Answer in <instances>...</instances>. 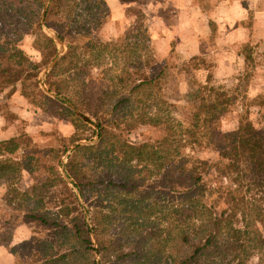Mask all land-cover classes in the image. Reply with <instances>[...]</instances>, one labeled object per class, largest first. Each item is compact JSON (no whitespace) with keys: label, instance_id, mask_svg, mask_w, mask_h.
I'll list each match as a JSON object with an SVG mask.
<instances>
[{"label":"trees","instance_id":"obj_1","mask_svg":"<svg viewBox=\"0 0 264 264\" xmlns=\"http://www.w3.org/2000/svg\"><path fill=\"white\" fill-rule=\"evenodd\" d=\"M45 3L0 0V93L10 90L26 106L0 111V186L4 203L32 226L21 238L0 228L11 264H251L252 256V264H264V95L252 122L237 86L213 98L206 75L186 95V118L178 119L162 94L163 68L136 53L132 71L110 75L105 67L100 86L81 92V69H99L97 57L113 61L128 38L134 47L148 44L143 14L130 9L135 20L128 29L103 41L73 14L100 0ZM41 21L64 46L61 55ZM23 40L37 61L21 49ZM52 61L42 85L54 98L36 81ZM69 81L78 85L71 97ZM89 98L100 105L85 117L80 107ZM237 105L235 128L222 132L219 120ZM38 115L72 126L60 152L38 147L26 129ZM86 124L97 128L96 141L75 144L85 140L76 132ZM138 129L146 130L144 140L131 139ZM70 146L62 175L59 160ZM206 151L213 157H203ZM23 174L32 176L30 185Z\"/></svg>","mask_w":264,"mask_h":264},{"label":"rangeland","instance_id":"obj_2","mask_svg":"<svg viewBox=\"0 0 264 264\" xmlns=\"http://www.w3.org/2000/svg\"><path fill=\"white\" fill-rule=\"evenodd\" d=\"M100 1L102 5L91 11L83 8L79 11L74 10L73 14H77L74 16L76 20H86L91 29L97 30L96 33L103 41L106 38L114 40L135 20L129 10H139L143 14L142 23L147 28L149 42L134 47L133 40L128 38L125 40L126 47L123 49V54H114L113 61L106 56L97 57L96 63H100L99 69L90 66L81 69L79 76L84 87H80L79 91L87 92L89 89L92 91L99 87L100 77H102L99 71L103 68H108L110 75H121L126 71H132V68L128 66L134 59V53L140 56V60H143L146 55H151L158 67L164 70L162 94L166 102L171 105L167 108L168 111L170 110L176 118H186L189 110L186 107V95L192 91V86L204 83L206 75H209L210 85L216 88L211 93L213 98H220L222 95L225 97V91L237 86L239 93L243 95V105L247 109L249 120L253 122L258 118L256 103L259 97L264 95L263 4L256 7L261 8L257 11L255 4L250 6L242 1L241 4L237 3L239 6L237 11L228 7L227 12H223L216 8L222 4L227 5V0H193L192 3L190 0H158L159 3L156 4L152 3L153 0H144L145 6H127L131 5V3L128 4V0H122V2L112 0L113 4L109 2L110 0ZM120 13L123 14L122 19L117 20L116 16ZM49 30L50 34H54L51 29ZM21 43V49L26 55L32 61H37V52L31 49L30 42L23 40ZM248 54L250 57L246 61L244 55ZM141 68V71H147L145 67ZM36 81L40 90H44L43 78L40 74ZM66 91L71 97L74 91H78V85L69 81ZM116 91L121 90L116 89ZM10 93V90L0 93V111H3L4 107L10 110H24L26 108L24 102L16 94L10 95ZM98 105L100 103L96 100L86 99L80 107V112L88 117V109L99 108ZM241 107L237 105L236 109L232 108L219 120V130L228 132L235 128L237 115L242 111ZM74 111L78 113L77 110ZM56 119L38 115V118L31 117L26 120V123H31V126L28 125L26 129L34 133L32 138L37 142L38 147L50 146L54 151L60 152L64 145L66 146L67 138L72 133V126L68 121ZM89 119L92 123L94 122L92 118L89 117ZM139 131L142 132L143 137L138 135ZM96 132L97 128L94 124L82 125L76 133L85 140L78 142H85V145L93 144L96 141ZM145 132L144 129L135 130L130 135L131 139L144 140L147 134ZM71 147L60 157L59 170H62L66 157L70 155ZM55 154L50 153V161L48 157L45 162L53 164L51 158ZM202 156L213 157L207 151ZM21 179L25 186L33 182L30 174H23ZM66 180L71 187L69 179ZM20 221L21 213L11 210L4 203L0 186V228L11 227L18 238H21L32 226ZM255 227L263 230L258 223ZM34 233L37 234V232ZM91 241L93 246H96L92 233ZM95 260L98 261V254H95ZM255 261V256H252L250 263ZM12 262V254L6 247L0 245V264Z\"/></svg>","mask_w":264,"mask_h":264},{"label":"crops","instance_id":"obj_3","mask_svg":"<svg viewBox=\"0 0 264 264\" xmlns=\"http://www.w3.org/2000/svg\"><path fill=\"white\" fill-rule=\"evenodd\" d=\"M128 1H129L128 4L131 3V5H127V6H134V5H138V6H143L144 5L145 6V4L143 3L144 0H128ZM190 1L192 3L193 0H190ZM242 1H245L250 6L253 5V4H255V9L257 11H260L261 10L260 7H259V9L256 8L258 5H261V4L264 5V0H227V3H226L227 5L222 4L221 6L217 7L216 9L217 10H220V11H223V12H227V9H229L228 7H232L231 10L237 11V7H239V6H237V3L238 4H241ZM109 2H111V4H113L112 0H110ZM120 2H122V0ZM154 2L156 4L158 2V0H153L152 3H154ZM123 6H125V5H123ZM119 8L120 7H118V9ZM122 15H123L122 13H120V15L118 14V16H116L117 20H119L120 18L122 19Z\"/></svg>","mask_w":264,"mask_h":264},{"label":"water","instance_id":"obj_4","mask_svg":"<svg viewBox=\"0 0 264 264\" xmlns=\"http://www.w3.org/2000/svg\"><path fill=\"white\" fill-rule=\"evenodd\" d=\"M48 2V0H46V3ZM45 3V4H46ZM44 11V8H43V10H42V12ZM41 29H42V31L47 35V36H49L52 40H53V42H54V44L56 45V47L58 48V52H57V56H59V55H61L64 51H63V45H62V43L55 37V35L54 34H50V30L49 29H46L44 26H43V24H42V21H41ZM53 64V61L52 62H50L48 65H47V67L40 73V77H42L43 78V76H44V74L47 72V70L50 68V66ZM43 88H44V86H43ZM43 91V93H45L46 95H48L49 97H51V98H54L55 96L54 95H52L51 93H49V92H47V90L44 88V90H42ZM75 144H86L85 142H77V143H75ZM73 148V146L71 147V149ZM60 172L62 173V175H63V172H62V170H60ZM77 194V193H76Z\"/></svg>","mask_w":264,"mask_h":264}]
</instances>
